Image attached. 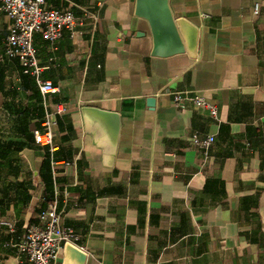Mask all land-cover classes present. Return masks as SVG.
<instances>
[{"label":"crops","instance_id":"1","mask_svg":"<svg viewBox=\"0 0 264 264\" xmlns=\"http://www.w3.org/2000/svg\"><path fill=\"white\" fill-rule=\"evenodd\" d=\"M47 2L99 18L55 44L34 36L57 88L47 97L18 59L0 56V223H15L0 224V264H30L15 244L54 201L85 264H264V0H169L200 29L195 58L154 56L131 0ZM11 23L0 4V55ZM183 91L215 103L218 119L176 106ZM85 106L119 114L112 165L86 131ZM48 115L53 151L35 141ZM194 134L215 137L207 157Z\"/></svg>","mask_w":264,"mask_h":264},{"label":"built area","instance_id":"2","mask_svg":"<svg viewBox=\"0 0 264 264\" xmlns=\"http://www.w3.org/2000/svg\"><path fill=\"white\" fill-rule=\"evenodd\" d=\"M0 4L1 9L12 21L5 51L0 56L18 59L24 73L36 79L43 97L55 93L56 86L42 76L44 68L40 64L34 46V36L40 33L46 41L55 44L64 31H69L74 36L89 19L92 20L93 27H96L98 14L91 10H84L82 16H76L71 10H58L51 7L47 0H0ZM259 12L260 5L255 4V15ZM185 101H191L196 106L207 109L215 119H218L219 107L205 96L195 91L173 93V102L176 106H181ZM64 112L65 107L62 104L54 109V114ZM49 116L43 124V131L35 132V141L53 151L52 123ZM214 142L215 137L212 135L206 137L199 134L192 135L193 147L206 157ZM54 166L55 163H53V169H55ZM40 221L39 225H29L23 238L15 246L26 255L30 264H58L61 251L67 245H75L79 235L74 228L63 225L56 201L41 212ZM0 224L10 232H15L14 222L2 221Z\"/></svg>","mask_w":264,"mask_h":264},{"label":"water","instance_id":"3","mask_svg":"<svg viewBox=\"0 0 264 264\" xmlns=\"http://www.w3.org/2000/svg\"><path fill=\"white\" fill-rule=\"evenodd\" d=\"M135 15L145 19L153 36L154 56L167 57L187 53L197 56L199 27L185 17H176L169 0H131ZM85 128L94 138L96 145L104 151L105 161L112 165L117 153L120 130L119 114L94 106L81 109ZM68 264H85L86 254L74 245L65 247Z\"/></svg>","mask_w":264,"mask_h":264},{"label":"trees","instance_id":"4","mask_svg":"<svg viewBox=\"0 0 264 264\" xmlns=\"http://www.w3.org/2000/svg\"><path fill=\"white\" fill-rule=\"evenodd\" d=\"M45 165L51 169V167H50L51 161H50L49 157L47 158V161L45 162ZM51 183H52V180H48L47 184L50 185Z\"/></svg>","mask_w":264,"mask_h":264}]
</instances>
